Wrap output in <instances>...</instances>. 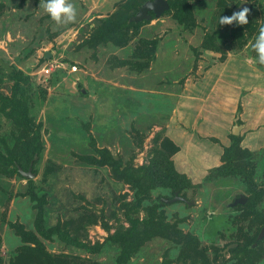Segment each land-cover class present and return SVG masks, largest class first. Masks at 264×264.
Here are the masks:
<instances>
[{
  "label": "rangeland",
  "instance_id": "374dc122",
  "mask_svg": "<svg viewBox=\"0 0 264 264\" xmlns=\"http://www.w3.org/2000/svg\"><path fill=\"white\" fill-rule=\"evenodd\" d=\"M145 1L69 0L76 22L57 25L40 0H0L12 68L0 65L1 264H19L17 248L21 264H264V66L252 50L264 0H245L244 26L219 24L242 0H174L132 20ZM49 62L78 70L46 77ZM36 139L29 192L12 170ZM223 163L250 174L258 202L246 205L243 174L217 173ZM176 190L191 203L159 204ZM176 233L198 239L194 259Z\"/></svg>",
  "mask_w": 264,
  "mask_h": 264
},
{
  "label": "trees",
  "instance_id": "16d2710c",
  "mask_svg": "<svg viewBox=\"0 0 264 264\" xmlns=\"http://www.w3.org/2000/svg\"><path fill=\"white\" fill-rule=\"evenodd\" d=\"M168 1V3H169V8H171V7H175V5H176V2L174 1V0H167ZM239 4V3H238ZM236 7V6H235ZM111 28L112 27H109V31H107L106 32V34H101L102 35V38L105 36V35H109V36H111L112 34H111ZM61 72V71H60ZM60 72H59V74H60ZM31 123V122H30ZM31 125H32V127H33V124L31 123ZM37 133H38V131H37ZM32 142V147L31 148H29V147H27V149H25V151H24V153H23V155H24V158H25V160H26V163L28 162L29 164H30V162L31 161H33V155L35 154V153H39V151H40V147H41V145H40V142H39V139H36V140H31ZM103 158H104V164H107V165H109L115 172H121V173H123L124 175H126V173H124V172H126V171H128V170H130L127 166L125 167H123L122 168V171L120 170V164H121V162H120V160H118L117 158H114L113 156H111L109 153H107V155H105V156H103ZM11 159H12V161L14 160L15 161V155L13 156V157H11ZM16 163H13V167H14V170H12V171H14V172H18L19 174H20V172H19V169H18V167H21L23 170L25 169V170H27V168H28V166L29 165H27V166H25L24 167V165L22 164V163H20V164H18L19 163V161L17 160V161H15ZM224 163H225V161H224ZM224 163H223V168L221 167V169H218V171H217V173H219V175H223V174H225V172H226V170L224 169V168H228V170L229 171H231L233 174H239V175H241V174H243V176H245V181L247 182V184H249V186H250V189H251V194H250V197H248V201L246 202V205H249V206H251V202H253V204L254 203H256V202H258L259 200H258V198H260L261 197V195H262V190H261V188L259 187V188H257L256 187V184H254V183H252V180H251V176H250V174L249 173H247V172H245L244 171V168H241L240 166L239 167H237V166H233V165H224ZM33 164H34V161H33ZM33 164H32V171L34 170L33 169ZM24 168H23V167ZM223 169L225 170V171H223ZM4 169H2V168H0V174L1 175H6V176H11V174L9 175V173L8 172H5V171H3ZM34 173H35V170L33 171ZM4 173V174H3ZM170 174V176L172 177V178H174V176L171 174V173H169ZM29 180V179H28ZM32 183H33V181L32 180H29V185H28V189H29V192H32V191H30L31 190V188H30V185H32ZM172 183H174V181H172ZM176 191H178L179 192V190H176ZM159 204H163V201L161 200V198H159ZM165 203V202H164ZM238 205H241V206H243L244 205V203L243 204H238ZM236 206H237V204H236ZM252 208V207H251ZM255 212H257V211H255ZM259 214H261L262 215V217L260 218V217H258V219L260 220V221H262V222H264V213L263 212H261V213H259ZM37 221V220H36ZM35 224H36V227H39V231L41 232V233H45V234H55V235H57L59 238H62V239H66V237H65V235L63 234V232L58 228V227H53V226H51V227H48L47 229H45V228H43L42 226H41V224H40V220L39 221H37V222H35ZM40 224V225H39ZM18 227V226H17ZM21 227V226H20ZM264 227V226H263ZM261 229V228H260ZM261 231V230H260ZM27 233V231L26 230H24V228L23 227H21V229H20V235H21V237L23 238V240H25L26 239V236H25V234ZM176 234H178V237H176V239H174V242L175 243H179V245H181V250H182V254H185V255H187V256H190V260L194 257V256H192V254H190V252L193 250V249H195L196 247H197V245L199 244V241H198V239L197 238H195V237H187L186 239L185 238H182V237H180V233H176ZM167 235H169V234H167ZM259 235V234H258ZM180 237V239L178 240L177 238H179ZM258 237V236H257ZM26 241V240H25ZM237 244V243H236ZM16 254L15 255H17V260L19 261V264H21V262L22 261H24L25 259V252L23 251V250H21V248H17V250H16V252H15ZM197 254H198V256H197V258L196 259H199V258H201V257H203L204 256V254H203V252H197ZM20 257H21V260H20ZM199 257V258H198ZM30 258V257H29ZM195 258V257H194ZM193 258V259H194ZM0 263H1V259H0ZM26 264H30L29 262H27Z\"/></svg>",
  "mask_w": 264,
  "mask_h": 264
},
{
  "label": "clouds",
  "instance_id": "9594fccd",
  "mask_svg": "<svg viewBox=\"0 0 264 264\" xmlns=\"http://www.w3.org/2000/svg\"><path fill=\"white\" fill-rule=\"evenodd\" d=\"M39 6L57 25H67L76 22L77 9L69 0H40ZM249 12L250 10L244 7L234 12L231 16H221L219 18V24L247 25ZM252 50L256 53L258 63L264 66V26L259 28L258 35L255 37V42L252 44Z\"/></svg>",
  "mask_w": 264,
  "mask_h": 264
},
{
  "label": "water",
  "instance_id": "95a60500",
  "mask_svg": "<svg viewBox=\"0 0 264 264\" xmlns=\"http://www.w3.org/2000/svg\"><path fill=\"white\" fill-rule=\"evenodd\" d=\"M249 6L250 3L248 1L242 0L239 2V4L236 7H234L232 14L234 12L241 10L244 7L249 8ZM168 9H169V3L167 0H147L144 2V4L141 7H139L138 12L132 16V20L134 21L148 20L151 16L150 12H153L156 16H160L163 12H165ZM47 53L48 54H46V56L50 55V52ZM0 65L7 71L12 70V68L3 60H0ZM237 127L238 126H234L232 130L234 133L237 132ZM32 164L33 161L30 162L27 170H23L21 167H18L20 174L23 175L26 179H31L35 176V173L32 171ZM246 199L247 197L244 194H239V196L233 200L231 205L243 204L245 203ZM161 200L165 203H171L177 200L191 203V201L188 200L185 196L179 195L178 191L174 192V196L172 198L161 197ZM263 234H264V227L261 228V231L257 239H261L263 237ZM235 245L237 244L231 243L224 250H228L230 247H233Z\"/></svg>",
  "mask_w": 264,
  "mask_h": 264
},
{
  "label": "built area",
  "instance_id": "2783aa9c",
  "mask_svg": "<svg viewBox=\"0 0 264 264\" xmlns=\"http://www.w3.org/2000/svg\"><path fill=\"white\" fill-rule=\"evenodd\" d=\"M53 69H56L58 71L67 70L68 72L73 73L78 70V66L76 64H72L71 66L70 65L65 66L64 63L49 62L42 67L41 69L42 75L49 77L50 73L54 71Z\"/></svg>",
  "mask_w": 264,
  "mask_h": 264
}]
</instances>
